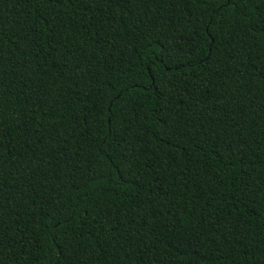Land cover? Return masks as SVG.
<instances>
[{"label": "trees", "instance_id": "obj_1", "mask_svg": "<svg viewBox=\"0 0 264 264\" xmlns=\"http://www.w3.org/2000/svg\"><path fill=\"white\" fill-rule=\"evenodd\" d=\"M0 264H264V0H0Z\"/></svg>", "mask_w": 264, "mask_h": 264}]
</instances>
